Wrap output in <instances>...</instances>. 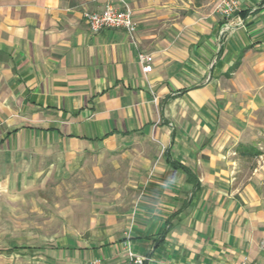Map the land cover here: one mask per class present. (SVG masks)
I'll return each instance as SVG.
<instances>
[{"label":"crops","instance_id":"obj_1","mask_svg":"<svg viewBox=\"0 0 264 264\" xmlns=\"http://www.w3.org/2000/svg\"><path fill=\"white\" fill-rule=\"evenodd\" d=\"M115 1L0 0V264L262 262L264 0Z\"/></svg>","mask_w":264,"mask_h":264},{"label":"built area","instance_id":"obj_2","mask_svg":"<svg viewBox=\"0 0 264 264\" xmlns=\"http://www.w3.org/2000/svg\"><path fill=\"white\" fill-rule=\"evenodd\" d=\"M218 9L224 17H230L238 9V0H220ZM84 17L88 22L90 29L94 33H98L104 29H123L126 33L134 39L136 32V23L134 20L133 10L127 0H116L115 2H109L100 11L85 10ZM140 64L145 73L152 70L153 57L151 54L140 52L138 55ZM123 248L126 250L127 257L130 263L143 264L146 257L138 255L134 252L132 244L129 239V233L126 235V239L123 241ZM90 264H104L101 258H94ZM240 264H264L252 262L248 258H244Z\"/></svg>","mask_w":264,"mask_h":264},{"label":"rangeland","instance_id":"obj_3","mask_svg":"<svg viewBox=\"0 0 264 264\" xmlns=\"http://www.w3.org/2000/svg\"><path fill=\"white\" fill-rule=\"evenodd\" d=\"M121 163H125L124 161H121Z\"/></svg>","mask_w":264,"mask_h":264},{"label":"trees","instance_id":"obj_4","mask_svg":"<svg viewBox=\"0 0 264 264\" xmlns=\"http://www.w3.org/2000/svg\"><path fill=\"white\" fill-rule=\"evenodd\" d=\"M175 165L178 164V163H174Z\"/></svg>","mask_w":264,"mask_h":264}]
</instances>
